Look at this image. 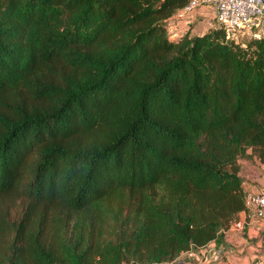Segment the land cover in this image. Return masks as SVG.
<instances>
[{
  "label": "trees",
  "instance_id": "trees-1",
  "mask_svg": "<svg viewBox=\"0 0 264 264\" xmlns=\"http://www.w3.org/2000/svg\"><path fill=\"white\" fill-rule=\"evenodd\" d=\"M187 4L0 0V264L224 242L264 164V38L171 36Z\"/></svg>",
  "mask_w": 264,
  "mask_h": 264
},
{
  "label": "built area",
  "instance_id": "built-area-1",
  "mask_svg": "<svg viewBox=\"0 0 264 264\" xmlns=\"http://www.w3.org/2000/svg\"><path fill=\"white\" fill-rule=\"evenodd\" d=\"M209 8L219 25L228 36L240 38L246 36L252 39L264 38V0H188V4L180 13L179 19H189L197 9ZM172 30V29H171ZM245 208L242 211L246 217L254 220L264 219V187L260 190L246 188L244 197ZM246 218H238L226 230H243ZM225 231V232H226ZM214 243V242H213ZM214 255L221 254L215 246ZM226 264V263H223ZM248 264H264L256 259Z\"/></svg>",
  "mask_w": 264,
  "mask_h": 264
},
{
  "label": "crops",
  "instance_id": "crops-1",
  "mask_svg": "<svg viewBox=\"0 0 264 264\" xmlns=\"http://www.w3.org/2000/svg\"><path fill=\"white\" fill-rule=\"evenodd\" d=\"M258 164L264 168V164ZM263 176L264 173L251 175L249 179L253 182L249 184V181H246L247 188L260 190V185H264ZM239 217L246 218L243 230H228L224 233V242L217 246L221 251L220 255H214L213 242L202 248L200 253H196L203 259L199 260L198 264H248L256 259L264 261V219L257 221L246 217L243 212Z\"/></svg>",
  "mask_w": 264,
  "mask_h": 264
},
{
  "label": "rangeland",
  "instance_id": "rangeland-1",
  "mask_svg": "<svg viewBox=\"0 0 264 264\" xmlns=\"http://www.w3.org/2000/svg\"><path fill=\"white\" fill-rule=\"evenodd\" d=\"M176 28L179 32H185L188 30L192 35H199L205 32L208 28L213 26L216 23L215 16L213 12L209 8L202 7L200 9H197L192 16L189 17V19H178L175 20ZM172 26V33L171 36H175L178 31L175 32L174 24ZM175 32V33H174ZM174 33V34H173ZM243 38H246L244 36L240 37L242 40ZM243 164V171L242 175L244 178H248L247 181H249V184H252V179H249L251 175L254 173H264V168L262 165H259L258 162L256 163H250L246 160H242ZM264 177V176H263ZM264 179V178H263ZM260 187H264V185H260ZM247 188V186H246ZM249 189H252L249 187ZM199 260H203L202 257L199 254H196L193 251H190L188 253H184L181 256H179L175 261L171 262L170 264H198ZM194 262V263H192Z\"/></svg>",
  "mask_w": 264,
  "mask_h": 264
}]
</instances>
